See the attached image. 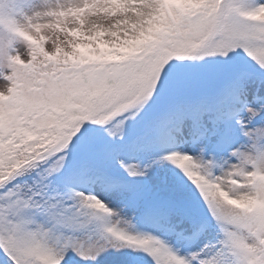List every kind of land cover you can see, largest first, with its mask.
Listing matches in <instances>:
<instances>
[{
	"label": "snow or ice",
	"instance_id": "obj_1",
	"mask_svg": "<svg viewBox=\"0 0 264 264\" xmlns=\"http://www.w3.org/2000/svg\"><path fill=\"white\" fill-rule=\"evenodd\" d=\"M0 264H264V0H0Z\"/></svg>",
	"mask_w": 264,
	"mask_h": 264
}]
</instances>
